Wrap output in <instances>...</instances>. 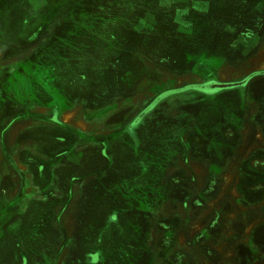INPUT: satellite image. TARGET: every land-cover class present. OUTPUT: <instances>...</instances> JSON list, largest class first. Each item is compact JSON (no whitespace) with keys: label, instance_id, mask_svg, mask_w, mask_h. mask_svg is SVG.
Returning <instances> with one entry per match:
<instances>
[{"label":"crops","instance_id":"crops-1","mask_svg":"<svg viewBox=\"0 0 264 264\" xmlns=\"http://www.w3.org/2000/svg\"><path fill=\"white\" fill-rule=\"evenodd\" d=\"M47 1L0 0V111L9 108L11 115L13 109L17 112L14 119L7 112L0 116V234L7 232L9 236L10 232L11 241L19 250V243L25 240L26 219L43 216L53 209L58 223L52 222L50 229L67 237L68 242L62 243L66 248L64 256L57 260L46 258L43 264H94L95 260L98 263L102 260L100 264H121L113 253L119 246L132 250L128 257L133 264H162L159 253L164 250L168 255V250L180 245L174 241V235L187 230L184 213L189 215L190 207L220 200L226 194L224 187L239 186L237 171L244 161L264 164V122L257 120L253 111V107L264 106V85L254 86L264 74L250 80L247 87L254 101L243 100L235 116L219 114L210 124L211 120L201 116L206 106L194 96L189 97L196 94L191 91L164 100L153 118L151 115L158 108L137 126L131 127V123L140 109L123 112L124 119L114 125V131L122 132L113 138L112 157L108 155V147L99 157L100 146L93 144L94 137L109 134L103 126L126 104L137 106L139 100H152L167 90L190 84L210 82L225 86L251 73L263 72L260 65L264 64V0ZM213 20L233 23L234 38L226 35L225 39H232L230 46L234 48L228 51L241 50V56L224 55V61H212L207 56L196 57L195 53L187 60L190 65L187 70L176 75L159 62L165 60H152V48L141 50V45L157 40L161 32H172L182 39L194 38L203 23ZM235 38L242 43H234ZM89 51L107 57L131 56L140 64L143 57L149 58L144 68L154 71L156 80L161 81L160 87H152V81L146 77L138 84L137 96L96 114L94 111L84 114L80 105L79 113L78 107L70 106L69 96L59 90V84L64 82L59 73L65 64H72V57L88 55ZM111 63L115 65L112 60ZM73 84L70 82L68 88L72 89ZM213 94L208 93L210 100H215L219 92ZM164 107L176 111L165 114ZM177 110H185L180 119ZM185 120L188 132L181 134ZM229 122L235 130L227 127ZM157 125L161 126L158 130ZM147 126L155 128L154 131L142 132ZM56 127L65 129L64 139L51 132ZM153 136L167 138V142L164 139L163 144L155 146L158 151L146 148ZM81 143L88 145L81 149ZM89 147L97 150L89 154ZM126 155L137 159V163L127 164L122 170ZM105 158H109L108 165ZM112 158L123 163L121 171L116 169V177L109 175ZM101 167L102 171H98ZM112 168H116L115 164ZM250 170L242 189L240 185L233 191L239 195L242 206L243 201L252 204L255 189L264 192V167ZM82 178L87 182L85 194L77 192L75 184ZM212 187L216 195L208 197ZM99 194L103 195L100 201L104 204L98 208L106 222L96 224L95 218L101 217L87 212L91 222L88 227L94 232L83 238L82 247L79 243L82 238L72 241L80 230L78 220ZM260 203L254 205L264 217V198ZM113 232L126 234L128 247L111 239L115 237ZM161 233H168L171 238L159 241ZM255 241L264 248V230ZM89 247H106L107 256L104 258L99 252V258L90 261L84 257V250ZM29 252L18 251L13 264L22 260L33 264ZM169 263L173 260L166 264Z\"/></svg>","mask_w":264,"mask_h":264},{"label":"rangeland","instance_id":"rangeland-1","mask_svg":"<svg viewBox=\"0 0 264 264\" xmlns=\"http://www.w3.org/2000/svg\"><path fill=\"white\" fill-rule=\"evenodd\" d=\"M53 1L54 0H48L47 2L50 3ZM1 13L3 16V11ZM57 15H59V12H57ZM229 23L230 22L228 21L223 22V20L207 21L200 26L199 34L191 39L177 38V36L172 34V32H161L160 30L165 29L162 28L159 30L162 35L159 34L158 39L153 42L147 41L146 44L141 45V50L148 51L150 48H152V51L149 50L152 53V60H165L163 62H159L163 65H166L168 71L170 70L173 74L176 75L182 74L187 70L188 66H190L187 60L188 58H193V54L195 53H197V55H195L196 57H199L200 55L203 57L207 56V59H213L212 61H214V59H216L215 61L226 59L224 55H226L227 58H235L241 56V50L234 49V51H228L234 48L233 46H230V42L232 41V39H230L231 41L225 39V37L227 36L234 38L232 29L233 23ZM239 27L241 30V25ZM4 32L6 31L4 30ZM234 43L241 44L242 41L237 39ZM87 54L88 55L72 57V64L67 63L64 66L62 65L63 68L61 69V73H59L60 78L64 81L63 83L59 84V90L61 92H64V95L69 96V104L73 107L72 109L78 107L79 110L80 105H83L82 107L85 112L84 114L89 113V111H94V114H96L98 110L100 112L102 111V109L114 107V104L118 102H122L124 100L126 101L130 98H133L134 96H137L138 89H140L138 84L146 79V77H148V79L150 78V80L152 81V87H160L161 81L156 80L158 79V77H156L154 71L148 68H144V65L150 62L148 60L149 58L143 57L142 65L138 61H136L137 59L135 60L134 57L131 56L107 57L97 55L98 53H96V51H89L87 52ZM35 59L39 58L36 57ZM244 59V57L240 58L239 61H243ZM111 60L115 65L111 63ZM238 64L241 63L239 62ZM163 65L162 67H164ZM263 66L264 64H261L260 69L264 68ZM258 74L263 75L264 71ZM256 81L257 82L254 84V86L257 83H263L264 85V78H260ZM70 82L72 84L74 83V87L72 89L68 88ZM214 84L215 83H212L211 85L190 84L182 89L167 90L163 93H160L152 100H139L141 102L137 104V106L126 104L121 108L119 112H116L112 116H110V123H108V125L103 126V128H106L108 130L109 134L94 137L95 140L93 141V144H98V146H100L98 152L99 157L103 156L104 151L107 150L106 147H108V155L112 157V146L114 142L113 138L114 136L119 135V133L122 132L119 129L114 131V128L116 127L114 125L117 124V121H122L124 119L125 115L123 112L134 109L135 107H137L136 110L140 109L139 114H141V116H143L144 113H150L154 109L156 110L158 108V110L154 112L155 114L151 115V118H153V116L158 113L164 100L171 98L176 94H184L186 92L192 91L196 94L190 95L189 97L194 96V98H196L197 100H201L202 104L204 103V106H206V110L201 113V116H204L206 120H211L210 124H212L215 118L217 119L219 117V114H221V116L223 117H226L228 115L235 116L236 114H238L241 107L239 106V104L243 100L245 102L254 101V95L249 92V86L251 84H249L247 79H244L240 84V87L243 89L222 91L216 95L215 100H210L208 98L210 97L208 96V91L214 89V86H212ZM248 84L249 86L247 87ZM136 89L137 91H135ZM3 96L6 98V92H3ZM186 97L188 99V96ZM206 102L207 105H205ZM263 107L261 109H256L253 107V111L255 110V114L257 115V120H259L260 122H264ZM249 108L250 107H248V109ZM210 109H212V111H210ZM230 109L233 110L231 111V113H228V110ZM163 110L165 114L176 111L172 110L171 107H164ZM81 111L82 110H79V113H81ZM177 111L180 112V119V117L184 115L185 110ZM6 112L10 113L11 119H14L15 115L17 114V112L13 109L14 114L11 115V111L9 110V108H7L0 111V116L7 115ZM161 112L163 111H160V113ZM209 112H211L213 116ZM187 121L188 120L184 121L183 131L181 132V134L185 133L186 131L188 132V125L186 127V124H188ZM231 122L227 124V127H229V129L235 130L234 127L230 125ZM159 128H161V126L157 125L156 129L158 130ZM55 129L56 130L51 131L53 134H55L54 136L64 139L66 136L65 129L63 127H56ZM154 129L155 128H150V126H147L146 129H144L142 132L150 134V131L153 132ZM120 136H122V134ZM164 139L165 138L157 139L156 136H153L151 137V142H149L151 144H147L146 148H155V146L163 144ZM132 142L134 145V140H132ZM86 145L88 144L81 143L79 147L83 149L86 147ZM93 147L88 148L89 154L97 150V147ZM155 149L156 151H158L157 148ZM185 151L186 148L181 153H184ZM231 155L232 154H230V156ZM125 158L126 160L124 163V167L123 163H119L117 159L112 158L110 166H108L109 169H111L109 170V175L111 177L113 175L116 177L117 175L115 173H117V170L121 171L120 169L122 167V170H124L127 164L134 166V164L137 163V159L128 157V155H126ZM149 160L147 159V161ZM104 162L108 165L109 158H105ZM113 163L116 166V168L114 169L112 168L114 165ZM263 167L264 164H259L256 161H244L241 164L240 169L237 171V182H241L239 183V186L229 185L227 187H224L223 192H225L226 194L220 200H208L206 202L203 201L200 206H197L195 204V206L190 207L189 215L184 213L183 224L185 225V227H187V230L185 228L184 232L180 231L179 233L174 235V241L180 245L178 247L176 245L177 248L174 247L173 249L168 250V255L164 254V250L159 253L158 259L162 261V264L168 263L169 260H173L172 264H264V248H261V245L257 244V242L255 241L256 236L264 230V217H261V214L258 213L259 210H257L256 206L254 205L261 202V200L264 198V192H262V190H259L261 188L255 189V193H253L254 199L252 200V202H250L252 204H246L244 201L242 202L243 206L248 208L243 207L240 204L239 195H235L234 193L236 192L233 193L236 187L240 188L241 185L240 189H242V184L246 183V172L251 171L250 169H261ZM101 169L102 167L98 171H102ZM85 178L78 179L75 182L77 192L81 191L83 194H85L87 188V178ZM210 192L211 193L210 195H208V197L216 195V191L213 189V187ZM99 195L100 197H94V199H96L93 200V204L90 207L84 209L83 213L80 214V218L78 220V226L80 230L78 234L74 236L72 241L76 242V239L82 238L79 242L82 247L85 246V241L83 238L88 236V234L92 236V232H94L90 227H88L90 226L91 222L89 219V213L87 214V212L90 211L93 214L98 215V217H101L95 218L96 224H101L104 221L101 216V209L98 208V205L104 204L100 201L103 195ZM106 195H104L105 201L108 196ZM257 200H259V202H257ZM259 206H261V203L259 204ZM199 207L201 209L200 211L197 210ZM96 208H98L97 210L100 209L99 212L95 210ZM178 220L182 221V219L180 218ZM57 221L58 220L56 215L53 213V209H50V211L47 210L46 214L43 216H30L29 218H27L24 226L25 240L23 243H19V245L21 246V249L19 250L11 241L10 232L9 236H7V232L1 233L0 264H13L14 252L16 254L18 253V251H23L24 254H28L29 249V253L32 255L31 258L33 257L34 259L32 261L34 262L33 264H43L46 262V258H48L49 260H54L53 258H55V260L59 259V257L63 255L66 249L65 245L63 246L62 243L66 244L68 242V238L61 236L59 232L55 233L54 230L50 229V224L52 222L58 223ZM111 221H114V218H112ZM105 222L106 221H104V223ZM25 227L27 228V230ZM92 227L94 228L95 225H93ZM113 235L115 237L111 239H117L121 244L128 247V242L130 241L126 234L113 232ZM170 238L171 237L168 233H161L158 236L159 241L169 240ZM26 242L28 243V245L26 244ZM112 244L111 248L113 247ZM182 244L184 245V248H181ZM74 248H77V246H74ZM123 250H125V253L123 252ZM25 251H27V253H25ZM106 251V247L104 249L89 247L88 249L84 250V257L88 258V260L90 261H93L97 257L99 258L98 254L99 252H101L105 258L107 256ZM113 253L117 260H121V264H133L130 262V260L133 259L128 257L129 254L132 253L131 249H121L119 246L118 249L115 248L113 250ZM98 262L99 261L95 260V262L93 263L100 264L102 260L100 261V263ZM22 263L23 262H20V264Z\"/></svg>","mask_w":264,"mask_h":264},{"label":"flooded vegetation","instance_id":"flooded-vegetation-1","mask_svg":"<svg viewBox=\"0 0 264 264\" xmlns=\"http://www.w3.org/2000/svg\"><path fill=\"white\" fill-rule=\"evenodd\" d=\"M258 73H261V72H255V74L254 73H252V74H250V75H248L246 78H244V79H247L248 80V82H250V80H252L253 78H255L256 76H260L261 74H258ZM243 79V80H244ZM243 80H240V81H235V82H232V83H227V84H224L225 86H223V85H219V84H214V85H212V86H214V89L213 90H211V91H208V93H209V95H213V93H217V92H220L222 89H224V90H228V89H230V90H233V89H243V88H241L240 86V84L242 83V81ZM206 84H209V85H211V83L210 82H208V83H206ZM149 113H144V115L143 116H141V114H139V115H137L136 117H135V119L133 120V122L131 123V127H133V126H137V125H139L141 122H142V120L148 115ZM15 253H13V259H14V257H15V255H14ZM93 258V257H92ZM22 264H25V261H23L22 260Z\"/></svg>","mask_w":264,"mask_h":264}]
</instances>
